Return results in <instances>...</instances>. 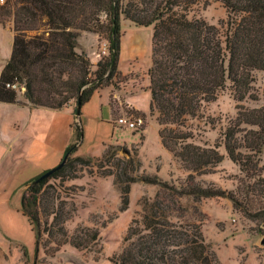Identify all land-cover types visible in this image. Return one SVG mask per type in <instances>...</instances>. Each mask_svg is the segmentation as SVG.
<instances>
[{
    "label": "trees",
    "instance_id": "1",
    "mask_svg": "<svg viewBox=\"0 0 264 264\" xmlns=\"http://www.w3.org/2000/svg\"><path fill=\"white\" fill-rule=\"evenodd\" d=\"M208 1L4 0L0 3V24L5 25L10 19L13 35L10 56L0 71V103L59 110L75 99V113L78 99L82 107L95 90L112 84L122 36L120 18L124 16L135 26L152 27L147 69L149 110L157 114L155 121L161 144L180 160L190 172V178L209 172L224 155L213 148L186 143L188 137H180L169 126L180 124L185 116H195L202 104L213 101L227 82L231 83L237 102L248 97L253 72H264V0H214L223 4L230 17L236 16L231 17L224 36L203 18L190 16L194 5L202 2L206 6ZM82 32L94 33L108 43V55L97 62L93 75L87 54L76 50ZM22 87L24 100L19 98ZM262 100L257 107L237 106L234 120L228 122L223 133L228 158L245 173L244 185L234 192L222 191L203 188L192 180L186 183L182 193L196 199L228 198L234 206L252 214V220L264 225V177L257 172V163L251 158L264 152V89ZM71 126L76 140L66 147L64 164L47 176L40 178L49 169L32 177L26 193L20 197L21 212L35 236L36 256L32 264H47L37 253L42 239L40 207L49 181L70 177L78 163L89 165L95 159L72 156L81 142L82 126L79 120L72 121ZM238 132H241L239 138ZM241 146L248 153L239 151ZM110 150L106 148L101 160H109ZM127 155L123 166L118 163L121 172L114 176L118 185L125 181L124 187H120V210L128 206L129 183L168 186L156 174L132 175L130 172L138 171L141 162L131 151ZM140 204L142 213L131 221L123 246L114 256V264H219L201 224L174 221L159 195L153 199L143 197ZM64 205L62 200L55 210L54 200L49 201L45 224L49 225L48 216L53 215L54 224L60 227L55 233L46 228L50 241L44 246L48 247L50 242L57 247L68 243L82 250L98 244L97 228L83 226L73 234L67 233L60 222ZM23 255H26L24 249Z\"/></svg>",
    "mask_w": 264,
    "mask_h": 264
},
{
    "label": "rangeland",
    "instance_id": "2",
    "mask_svg": "<svg viewBox=\"0 0 264 264\" xmlns=\"http://www.w3.org/2000/svg\"><path fill=\"white\" fill-rule=\"evenodd\" d=\"M192 15L216 26L223 36L228 31L232 18L236 17L231 15V18L223 4L214 0H209L206 6L202 2L194 5L190 12V16ZM120 22L123 36L124 29L132 23L124 16H121ZM0 25L10 29L0 30L1 66L10 56L12 22L7 19L5 25ZM132 29L140 31L135 34L138 49L132 51L130 42L126 44L125 51L120 58L118 56L112 84L102 87L109 91L113 117L106 109H102L101 114L94 102L80 107L82 138L72 156L81 155L95 159L89 165L78 163L70 177L49 181L40 207L42 239L37 257L45 260L47 264H114V256L123 246V239L131 221L138 219L142 213L140 200L143 197L153 199L159 195L168 206L174 221L202 225L204 235L218 255L219 264H264V245L260 242L264 225L252 220V214L241 206H234L228 198L196 199L182 193L187 188L186 183L192 180L203 188L222 191L234 192L244 185L245 173L238 163L228 158L223 146V133L228 122L234 120L238 112L237 106L252 108L263 102L264 72H253L250 89L252 95L249 93L241 102L234 99L232 85L227 82L213 101L202 104L195 116H185L180 119V124L169 126L180 137L186 135V143L213 148L224 155V159L210 168L209 172L198 173L190 178V172L182 166L180 160L159 141V127L155 121L157 114H151L149 110L147 69L150 65L151 27L132 26ZM128 37L133 39L130 33ZM104 43L108 47L106 40L91 32H82L78 37L76 50L84 51L91 60V75L101 57L108 55L107 49L102 52ZM132 52L135 54L132 55ZM23 90V87L19 90L21 100H24ZM127 98L135 107L147 111L140 112L131 108L125 103ZM74 105L75 99H72L67 106L72 108L73 121H78L76 112L73 111ZM126 112L143 115L144 127L133 130L118 126L114 119ZM35 123L39 121L32 117L28 109L12 103H0V264H32L36 256L34 232L21 212L20 197L23 192L26 193L28 181L40 170L41 165L37 166L32 153L51 152L52 147L46 142L44 132L36 133ZM71 130V143H74L76 136L73 126ZM236 137H241V132ZM107 147L112 150L108 154L110 158L108 161L106 158L101 160ZM130 151L141 162L138 171L130 172L132 175L156 174L167 181L168 186L164 188L158 184L131 182L128 206L120 210V187H124L125 181L118 185L114 176L121 172L118 163L123 166L125 163L122 161H126L127 152ZM239 151L248 153L243 146ZM251 158L257 163V172L264 177V152ZM62 159L63 156L53 167ZM27 194L29 195L28 192ZM51 200H54L55 210L62 200L65 202L60 222L69 235L83 226L97 228L99 243L82 250L68 243L57 247L50 242L48 247L44 246L50 241L46 228L50 233H55L60 227L59 224H54L53 215L48 216L49 225L45 224V210L50 209L47 207ZM23 249L26 251L25 256ZM44 251H49V254ZM52 251L56 252L52 254Z\"/></svg>",
    "mask_w": 264,
    "mask_h": 264
},
{
    "label": "crops",
    "instance_id": "3",
    "mask_svg": "<svg viewBox=\"0 0 264 264\" xmlns=\"http://www.w3.org/2000/svg\"><path fill=\"white\" fill-rule=\"evenodd\" d=\"M132 26L135 25L130 24L128 28L124 29V34L120 40L119 58L121 54L125 51L126 44L128 42H130L129 47L130 49L132 48V51L138 49V43L135 34L140 31L132 29ZM135 28H140V27L135 26ZM4 29H8L10 31L9 28L0 25V30L2 31ZM129 33L132 34L133 39H131V37H128ZM151 34H152V27H151ZM150 49H151V42H150ZM134 54L135 52H132V55ZM3 65L4 63L0 66V71ZM109 100L110 97H109L108 89L100 88L94 91L90 100L86 102L83 105V107L88 105L90 102H94V104L99 107V111H101V114H103L102 109H106L111 113L113 117L112 108ZM125 103H127L128 106H130L131 108L137 111L140 112L144 111L135 107L131 103L129 98L125 100ZM21 107L24 109H28L32 117L35 118L37 121H39V123H35V129H37L36 133H39V131L44 132L46 142L48 143V145H51L52 147L51 152L38 153V154L32 153V157L36 160L38 164L37 166H39V164L41 165L39 166L40 170L37 172V174H35L38 175L39 173L47 170L48 168H52L57 161H60V159L64 155L66 147L72 142L73 135L71 130V123L73 121V112L70 106H66L60 110H55L45 107H35V108L28 106H21ZM92 156H97V155H92Z\"/></svg>",
    "mask_w": 264,
    "mask_h": 264
},
{
    "label": "built area",
    "instance_id": "4",
    "mask_svg": "<svg viewBox=\"0 0 264 264\" xmlns=\"http://www.w3.org/2000/svg\"><path fill=\"white\" fill-rule=\"evenodd\" d=\"M3 0H0L2 2ZM107 49L106 44L104 43L102 45V52H105ZM12 87H16V85H12ZM115 123L124 128H129L133 130H139L142 127H144L145 124V118L143 115L138 113H125L121 116H118L114 119Z\"/></svg>",
    "mask_w": 264,
    "mask_h": 264
},
{
    "label": "water",
    "instance_id": "5",
    "mask_svg": "<svg viewBox=\"0 0 264 264\" xmlns=\"http://www.w3.org/2000/svg\"><path fill=\"white\" fill-rule=\"evenodd\" d=\"M91 84L92 83H90V84H88L86 86H89ZM82 89L80 90L79 94L81 93ZM79 116H80V100L78 99L77 106H76V114H75L76 120H79L80 119ZM65 159H66V157H63V159H62V161L60 163H58L56 166L50 168L48 171H46L45 173H43L40 178L49 175L51 172H53L54 170H56L59 167H61L64 164ZM260 242L264 245V234L261 236Z\"/></svg>",
    "mask_w": 264,
    "mask_h": 264
}]
</instances>
